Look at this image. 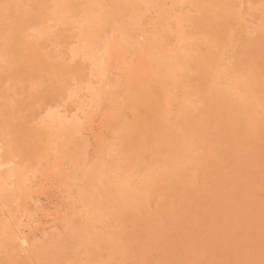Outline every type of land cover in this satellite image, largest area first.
<instances>
[{
  "label": "bare ground",
  "instance_id": "1",
  "mask_svg": "<svg viewBox=\"0 0 264 264\" xmlns=\"http://www.w3.org/2000/svg\"><path fill=\"white\" fill-rule=\"evenodd\" d=\"M61 1L0 0V86L9 85L0 88V143L5 148L1 165L17 159L34 170L50 147L52 132L45 117L59 114L50 103L67 93L81 108L84 102L75 99L76 94L102 72L99 64L57 61L46 42L35 38L37 25L51 23L50 38L65 51L81 15L104 3L107 16L98 49L115 28L120 30L114 36L119 40L132 42L140 35L134 0H65L68 22L58 18ZM246 3L249 8L264 6V0H184L181 74H173L175 55L169 43H162L157 79L139 93L137 108L146 112L124 124L111 145L122 186L128 187L126 175L147 161L163 173L155 193L135 201H125L113 186L103 190L102 199L113 211L102 215V221L124 216L132 263L157 250L160 264H187L192 259L198 264H264V114L259 116L257 110L259 103L264 105V34L249 38L239 52V65L256 79V95L251 88L235 91L216 83V61L235 24L243 21ZM35 78L43 81L37 93L29 86ZM172 84L182 89L186 100L175 119L168 118L164 108ZM70 143L76 151L69 163L77 166L76 178L88 185L79 191L86 204L103 167L87 164V152L78 139ZM87 219L85 212L64 233L50 237L46 247L52 249L53 264H67L66 243L81 230L89 233L86 261L109 264L101 258L110 240ZM252 237L258 239L257 249L249 244ZM31 260L16 256L11 263Z\"/></svg>",
  "mask_w": 264,
  "mask_h": 264
},
{
  "label": "rangeland",
  "instance_id": "2",
  "mask_svg": "<svg viewBox=\"0 0 264 264\" xmlns=\"http://www.w3.org/2000/svg\"><path fill=\"white\" fill-rule=\"evenodd\" d=\"M134 1V17L140 35L132 42L115 38L120 33L115 28L113 35L98 49L107 16L104 3L94 4L81 15V23L75 26V38L69 41L65 51L50 38L51 23L35 27V38L46 42L47 51L57 61L64 65L79 61L88 66L99 64L102 72L93 78L89 87L80 88L76 94L75 99L84 102L81 108V104L77 106L67 93L50 103L51 108L59 109V114L56 118L45 117L44 123L52 132L50 147L34 170L22 167L17 159L0 164V264H12L11 259L16 256L32 259L31 264H53L52 249L46 247L50 237L64 233L68 225L85 212L88 223L110 240L102 262L160 264L157 250L148 253L144 260L132 263L124 216L109 223L102 221V215L113 211V206L102 199L105 188L113 186L125 201H135L143 194L155 193L162 183V171L147 161L126 175L129 186H122L120 178L116 177V156L111 151L112 143L120 137L119 129L146 112L137 108L139 93L148 90L157 79L156 57L161 53L162 43H169L175 55L173 74L176 78L181 74L178 59L186 38L181 23L184 0ZM191 9L194 11L193 5ZM69 14L66 1L62 0L59 20L70 21ZM260 34H264V6L256 4L249 8L246 3L243 21L235 24V30L215 64L219 87L240 91L244 86L256 95V79L252 72L239 65V52L249 38ZM3 86L9 85L3 82L0 88ZM29 86L31 92L37 93L43 88V81L31 79ZM184 102L182 89L172 84L164 102L168 118L175 119ZM257 110L259 116L263 115L264 105L259 103ZM75 139L85 147L87 164L101 163L103 167L100 180L90 186L93 192L86 204L79 191L88 185L76 178L77 166L69 163L76 151V146L70 142ZM4 154L5 148L0 143V162ZM249 244L252 249H257L258 239L252 237ZM88 245L89 233L86 230L76 232L66 243L67 264H91L85 259ZM187 264L198 262L192 259Z\"/></svg>",
  "mask_w": 264,
  "mask_h": 264
}]
</instances>
